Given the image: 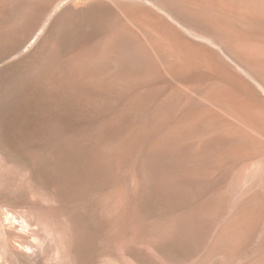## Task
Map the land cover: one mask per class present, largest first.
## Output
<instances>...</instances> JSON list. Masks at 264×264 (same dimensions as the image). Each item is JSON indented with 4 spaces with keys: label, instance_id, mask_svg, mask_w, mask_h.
<instances>
[{
    "label": "rangeland",
    "instance_id": "374dc122",
    "mask_svg": "<svg viewBox=\"0 0 264 264\" xmlns=\"http://www.w3.org/2000/svg\"><path fill=\"white\" fill-rule=\"evenodd\" d=\"M78 2L0 0V264H264V135L130 18L190 3Z\"/></svg>",
    "mask_w": 264,
    "mask_h": 264
},
{
    "label": "bare ground",
    "instance_id": "6f19581e",
    "mask_svg": "<svg viewBox=\"0 0 264 264\" xmlns=\"http://www.w3.org/2000/svg\"><path fill=\"white\" fill-rule=\"evenodd\" d=\"M78 1L83 6L72 10L83 13L89 8L91 0ZM185 1L190 5L173 11L176 19L217 45L222 54L209 44L186 37L174 27L150 21L145 13L130 18L158 36L154 46L164 47L176 57V61L169 65L171 73L184 76L201 71L210 73L223 89L218 99L234 109L233 115L237 119L249 122L254 130L264 135V97L248 78L257 81L264 89V0ZM127 28L130 29L129 25Z\"/></svg>",
    "mask_w": 264,
    "mask_h": 264
}]
</instances>
